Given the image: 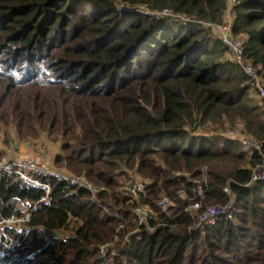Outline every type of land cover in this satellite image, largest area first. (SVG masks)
I'll return each instance as SVG.
<instances>
[{"label": "trees", "instance_id": "16d2710c", "mask_svg": "<svg viewBox=\"0 0 264 264\" xmlns=\"http://www.w3.org/2000/svg\"><path fill=\"white\" fill-rule=\"evenodd\" d=\"M228 7L229 0H0L4 146L45 137L59 146L57 171L106 189L93 200L86 189L34 173L50 187L46 204L44 188L0 173L4 218L25 214L11 200L35 207L29 230L1 228L0 241L14 244L0 264H264V180L251 184L264 158V106L203 25L223 23ZM165 10L170 15H151ZM230 12L233 36L264 80V0H237ZM238 127L260 150L222 136ZM204 169L197 216L227 205V186L234 215L199 235L186 211L193 183L174 174L200 179ZM134 176L149 182L140 201L120 191ZM164 196L176 203L169 216L155 204ZM138 205L151 207L156 230L141 227L140 239L124 245L138 228ZM116 237L117 255L102 254Z\"/></svg>", "mask_w": 264, "mask_h": 264}, {"label": "built area", "instance_id": "2783aa9c", "mask_svg": "<svg viewBox=\"0 0 264 264\" xmlns=\"http://www.w3.org/2000/svg\"><path fill=\"white\" fill-rule=\"evenodd\" d=\"M236 3L237 0H229L228 12L223 23L218 25L203 23V25L206 28L211 29L213 32H215L221 42L229 50V53L233 57L235 63L239 65L241 69L245 72V74L252 80L253 97L258 99V101L264 106V80L258 74L257 70L253 67V65L247 60H245L242 41L233 36V20L230 11L232 6ZM151 15L153 17L167 16L170 15V12L169 10H165L161 13L154 12ZM222 136L239 142L243 147L247 149L260 150V145L257 142L243 134L242 127L227 130L222 133ZM0 173L16 175L28 184L44 188L46 190L47 195L41 201L45 202L46 204H50L51 202V199L48 196L50 193V187L46 184H42L39 180H37L33 176L34 173L49 175L61 181L67 182L70 185L86 189L91 193L93 200H96V196L100 192L106 190L104 187L99 188L95 186L89 179H87L83 175H72L66 172L57 171L54 167H50L47 162L37 159H3L2 161H0ZM174 175L175 177H185L193 183V192L196 196L195 198L190 199L194 203L190 205L186 209V211L195 220V225L193 227L194 233L204 235L207 229L216 225L218 220H220L222 217H225L227 219L233 218L234 197L231 194L229 186L224 189V192L227 193L230 197V201L227 205L207 206L203 214L197 216V212L201 209V203L199 202V199H202L205 196V188L208 184V175L206 169L203 170V176L200 179L192 178L191 174L188 172H176ZM260 180H264V158L261 164L257 165V167L254 169L251 184ZM148 184L149 182L147 180L134 176L128 182H126L124 186L120 188V191H122L128 197H131L136 201H140V198L146 195ZM181 196L183 198H187V194L185 192H182ZM20 203L22 202L17 199H14L9 202V205H12L16 212H25L24 216H13L10 218H4L0 214V230L5 225L15 228L16 231H18L19 233L23 230H29L28 224L31 220V213L29 212V210H33L35 207L32 208L29 205L26 210L21 209L19 206ZM155 204L162 210V213L168 216L171 213V209L176 206L175 200L167 196H164ZM133 212L135 221L138 224V228L123 237L124 245H131L132 240L134 238L140 239L138 235L141 227H146L149 232H154L156 230V227H153L149 224L150 219L152 218V216H154L150 206L138 205L137 207H135ZM39 236L45 241L49 240V233L43 228L39 230ZM117 243L118 237L115 238L113 243L101 246V253L107 254L110 252L112 255H117L115 250V244ZM13 244L14 242L12 239H6L3 242L0 241V256H3L7 248L13 246Z\"/></svg>", "mask_w": 264, "mask_h": 264}, {"label": "rangeland", "instance_id": "374dc122", "mask_svg": "<svg viewBox=\"0 0 264 264\" xmlns=\"http://www.w3.org/2000/svg\"><path fill=\"white\" fill-rule=\"evenodd\" d=\"M230 59L233 57L230 54ZM256 99V98H255ZM59 146H55L49 143L45 137L39 139L37 142H32L28 144L19 143L17 140H14L11 146H4V136L0 135V152H3V159H37L41 161H45L49 164L50 167H53V160L55 156L59 153ZM22 204V206H21ZM20 208L25 209L28 208L29 204L20 203ZM63 236V233L61 234ZM65 236V233H64Z\"/></svg>", "mask_w": 264, "mask_h": 264}, {"label": "crops", "instance_id": "0c3cea01", "mask_svg": "<svg viewBox=\"0 0 264 264\" xmlns=\"http://www.w3.org/2000/svg\"><path fill=\"white\" fill-rule=\"evenodd\" d=\"M24 203V202H23ZM26 203V202H25Z\"/></svg>", "mask_w": 264, "mask_h": 264}]
</instances>
